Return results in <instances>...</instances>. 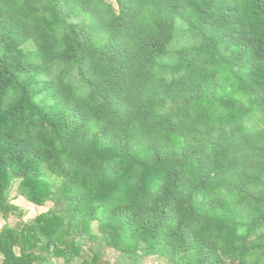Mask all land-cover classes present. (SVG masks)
I'll list each match as a JSON object with an SVG mask.
<instances>
[{
    "label": "trees",
    "instance_id": "1",
    "mask_svg": "<svg viewBox=\"0 0 264 264\" xmlns=\"http://www.w3.org/2000/svg\"><path fill=\"white\" fill-rule=\"evenodd\" d=\"M0 220V264H264V0H0Z\"/></svg>",
    "mask_w": 264,
    "mask_h": 264
},
{
    "label": "rangeland",
    "instance_id": "2",
    "mask_svg": "<svg viewBox=\"0 0 264 264\" xmlns=\"http://www.w3.org/2000/svg\"><path fill=\"white\" fill-rule=\"evenodd\" d=\"M185 39H181L180 42H184ZM18 183L17 182H13L11 189H10V196L13 200V203H15L17 206H19L20 208H22V211L20 214H22L21 216H23V220L29 219V218H33L35 215L44 212L48 209V207L50 206L49 204H45V205H35L34 203H32L31 201L25 199L23 196H17V192H18ZM20 214L18 215V218H20ZM16 222V218H10V224H14ZM3 225V222L0 220V229L1 226ZM87 249V245L82 243V254H85V251ZM88 255H91L90 253H87ZM116 255L117 252L114 250H109L107 251V253L105 254L104 259L106 260L107 263L109 264H114L115 260H116ZM56 261V260H55ZM58 262L57 264H60L61 260L56 261ZM142 264H164V260L161 259L160 257L157 256H150L147 257L143 260Z\"/></svg>",
    "mask_w": 264,
    "mask_h": 264
}]
</instances>
